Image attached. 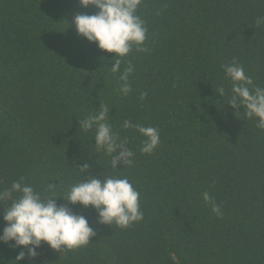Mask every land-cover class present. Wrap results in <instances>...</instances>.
Masks as SVG:
<instances>
[{
  "label": "trees",
  "instance_id": "obj_1",
  "mask_svg": "<svg viewBox=\"0 0 264 264\" xmlns=\"http://www.w3.org/2000/svg\"><path fill=\"white\" fill-rule=\"evenodd\" d=\"M97 12L80 0H0V190L23 178L46 195L57 180L60 195L89 176L127 177L144 213L122 229L98 223L91 206L68 205L96 235L71 251L44 244L37 264H264V130L227 103L232 82L223 69L235 58L264 87V25H256L264 0H143L136 14L148 51L134 45L123 58L121 72L129 61L135 69L127 96L110 68L116 54L73 22ZM101 104L135 153L131 167L113 169L95 131L80 128ZM125 120L158 128L159 146L142 153L145 137ZM9 205L0 201V233ZM20 250L0 243V264H16Z\"/></svg>",
  "mask_w": 264,
  "mask_h": 264
},
{
  "label": "clouds",
  "instance_id": "obj_2",
  "mask_svg": "<svg viewBox=\"0 0 264 264\" xmlns=\"http://www.w3.org/2000/svg\"><path fill=\"white\" fill-rule=\"evenodd\" d=\"M143 0H80L87 8L90 5L98 9L94 15L77 14L73 18L79 35L98 48L108 53H115L111 71L119 73V92L127 96L131 91L129 76L134 66L129 61L121 72L123 58L127 57L136 46V51L147 52L143 47L147 37V27L137 10ZM257 27L264 25V16L256 18ZM226 77L232 82V97L227 102L235 109L244 107V115L251 120L257 118V127L264 130V87L255 85L253 79L245 73L244 67L236 60L223 65ZM223 97L224 89L219 90ZM143 98V94H142ZM109 109L101 104L98 111L78 120L85 132L95 131V147L111 157V167L118 170V164L131 167L135 153L128 147V141L122 140L108 122ZM125 129L134 128L145 137L140 151L151 154L160 143L159 129L152 126L133 124L125 120ZM79 168L83 174L91 168L84 164ZM57 181V180H52ZM50 181L45 188L46 195L37 192L30 184L23 183V178L14 181L10 188L0 190V201L10 200L5 208L3 219L5 227L0 233V243L10 244L14 249H21L13 261L21 264L26 259L29 264H37L40 249L47 244L56 251H71L85 246L96 232L89 225L88 219L77 215L68 205L91 206L98 213V223L125 229L140 222L144 213L140 208V193L127 177H105L100 179L89 176L87 180L69 186L68 190L58 195L60 181ZM16 194V195H14ZM63 198L67 204H58ZM204 201L210 205L217 216L221 207L208 192L203 193ZM26 249V251H25ZM39 264H47L40 261Z\"/></svg>",
  "mask_w": 264,
  "mask_h": 264
}]
</instances>
